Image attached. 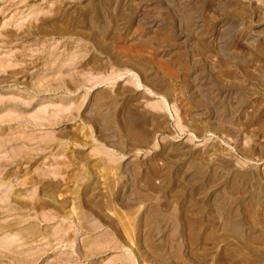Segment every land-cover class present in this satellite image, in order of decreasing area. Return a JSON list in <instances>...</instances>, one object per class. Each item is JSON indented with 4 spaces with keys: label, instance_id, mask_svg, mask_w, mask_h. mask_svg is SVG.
I'll list each match as a JSON object with an SVG mask.
<instances>
[{
    "label": "rangeland",
    "instance_id": "rangeland-1",
    "mask_svg": "<svg viewBox=\"0 0 264 264\" xmlns=\"http://www.w3.org/2000/svg\"><path fill=\"white\" fill-rule=\"evenodd\" d=\"M0 264H264V0H0Z\"/></svg>",
    "mask_w": 264,
    "mask_h": 264
}]
</instances>
